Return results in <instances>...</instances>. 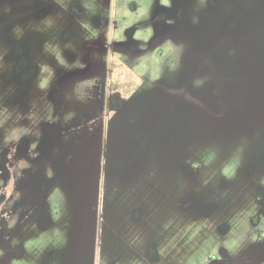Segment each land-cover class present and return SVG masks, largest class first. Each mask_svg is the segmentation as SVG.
Instances as JSON below:
<instances>
[{"label": "rangeland", "instance_id": "obj_1", "mask_svg": "<svg viewBox=\"0 0 264 264\" xmlns=\"http://www.w3.org/2000/svg\"><path fill=\"white\" fill-rule=\"evenodd\" d=\"M216 9L0 0V264H264V0Z\"/></svg>", "mask_w": 264, "mask_h": 264}, {"label": "flooded vegetation", "instance_id": "obj_2", "mask_svg": "<svg viewBox=\"0 0 264 264\" xmlns=\"http://www.w3.org/2000/svg\"><path fill=\"white\" fill-rule=\"evenodd\" d=\"M201 1H204L206 8L212 9V10L214 9V10L218 11V9H216V8H218L220 6V0H201ZM200 5H201V3H200ZM192 11L194 12L195 10H192ZM164 21H165V24L164 25H160L158 27H155L154 34L150 35V38H149V40H151L150 44H152L155 41L157 42L158 40H161L160 42L165 41V40H167V42L169 40L172 41L173 38H175V37L180 35L179 28L173 21L169 20L167 16L164 18ZM235 25H236V22L234 21V19L230 20V25H229L230 28L222 31V33H223L221 35V40L222 41H224V40H226V39H228L230 37V35H229L230 30ZM115 29H117V24L115 25ZM185 31L189 35H184L183 34V37L188 36V39H186L187 42H185L183 44V51L187 52L185 54V57L183 56V61L192 63L194 61L200 60V58L197 56V54L195 52L192 51V49L187 50V47L194 46L197 43V41H195L194 38H192V36L190 35V33L191 34H195V31L194 30L191 31V29L188 28V27L186 28ZM244 43H245V40L243 42H242V39H240V38L237 40V44L238 45H243ZM199 70L202 72V74L204 76H207L206 73L203 70H201V69H199ZM198 77H201V75L199 74V75H197L195 77L196 78V79H194L195 82H203ZM117 89H118V87H116L115 90H112V94H114ZM255 113H256L255 115H257L255 118H257L258 120H259V116H260V118L264 117V112L261 111V109H258ZM263 237H264V233L263 234L260 233L259 234V239L262 240Z\"/></svg>", "mask_w": 264, "mask_h": 264}]
</instances>
